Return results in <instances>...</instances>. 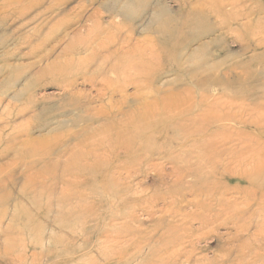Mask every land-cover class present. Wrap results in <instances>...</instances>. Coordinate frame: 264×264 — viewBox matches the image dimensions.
<instances>
[{
	"label": "rangeland",
	"instance_id": "obj_1",
	"mask_svg": "<svg viewBox=\"0 0 264 264\" xmlns=\"http://www.w3.org/2000/svg\"><path fill=\"white\" fill-rule=\"evenodd\" d=\"M48 3L43 0L22 16L0 17V126H9L0 130V181L13 179L0 188V195L5 189L11 192L0 214L5 213L6 222L15 215L14 229L21 227L27 212L37 218L30 231L12 229L13 238L6 243L0 236V264H264V46L256 61L236 67L232 65L247 60L251 52L242 54L228 41L239 36L264 42V18L253 19L247 30L232 28L228 33L226 22L237 12L231 4L220 10L219 0L86 3L88 13L98 7L103 20L119 24L117 29L105 23L100 39L131 32L151 53L147 62L140 60L147 57L139 51L123 57L124 70L148 75L168 69L164 79L169 82L163 88L182 91V129L175 124L168 131L171 138L182 137V161L173 167L165 164L164 170L173 172L160 175L152 166L159 160L151 162L149 154L178 147L169 139L160 144L149 133L134 136L136 123L120 129L100 113L85 112L89 86L79 77L89 72L78 62L84 53L64 47L71 40L67 32L91 21L46 13ZM63 7L59 3L61 12ZM161 13L174 21L171 40L147 27L151 19H168L159 17ZM80 42L74 39V50ZM201 63L216 65L211 72L222 82L202 86L188 80ZM99 69L96 61L90 68L95 75ZM61 80H75L72 91H84V96L62 94ZM143 84L149 91L151 85ZM137 102L130 99L128 104ZM20 108L23 114H17ZM79 132L87 136L84 145L74 138ZM85 150L90 156L82 161ZM32 163L41 168L46 183L34 191L35 202L30 200L32 187L22 195L20 185ZM225 187L231 191L223 196L232 205H193L198 200L213 203L211 196ZM37 238L42 242L37 250L42 251L36 259H20L23 248Z\"/></svg>",
	"mask_w": 264,
	"mask_h": 264
},
{
	"label": "bare ground",
	"instance_id": "obj_2",
	"mask_svg": "<svg viewBox=\"0 0 264 264\" xmlns=\"http://www.w3.org/2000/svg\"><path fill=\"white\" fill-rule=\"evenodd\" d=\"M73 1L76 3L70 6L69 8H66V6ZM94 1L95 0H47V2L49 3H48V6L46 7V13L54 12L56 15H61L60 16L61 19H64L66 16H73L74 18H77L78 21L82 19H84V22L89 21V20L91 21L89 24L78 26L75 29L67 32V35L71 40L64 47L65 50H70V48H72L71 52L75 54L80 53V52L84 53L83 56L78 55L80 57V59H78V62H80L81 64H84L83 66L84 71L89 72V74H84V75L82 74L81 77H79L81 78L80 83H82L83 85L87 84L89 86L88 87L89 89H87V92H86L88 100L83 102L84 104L86 103L85 107H87V110L85 112L86 113H91V112L100 113L99 114L100 116L110 119L113 125H115L117 128H120V129L122 127H125V128L131 127L129 124L136 123L135 125H137V127L134 129L135 130L134 136L136 135L137 137L141 133H149L148 135H151V137L156 142H159L160 144L161 143L164 144V142L167 141L168 139L172 140L171 142H173L174 145H176L175 147H178V149L166 151L163 148H156V150H154L152 153L149 154L150 155L149 160L151 162L153 160L154 161L159 160L158 163H154L152 165V166H157L158 167L157 170L160 169L158 173L160 175H170L173 172V169L167 172L164 170V165L168 163V164H172V167H173L176 161H182V137L180 138L172 137L171 138L168 135V131L170 130V128L176 129L175 124H178V127L182 129V91L180 89H177L173 93H170L168 90H165L163 88L164 83L168 81L164 79L168 75V72H169L168 69H159L156 71L151 70L152 72L150 71L151 73H149L148 75L147 73H145L146 75L143 74L144 72H138V73L133 74L131 73V71L128 72V69H125V70L123 69V62H122L123 57L124 58L134 57V55L138 54V51H139L138 55H145L147 57V58H142L140 60H144L147 62L151 57V53H147L145 51L146 48L143 46L144 42L142 44L141 43L142 41L137 40L138 38L132 39L133 33L131 32L125 33V34L119 32L112 38H110V35L106 34V36H103L102 39H100L99 35L105 30V26H106L105 23L108 25H112L116 27L117 29L119 28V24L116 22H113V19L107 22L103 20V16L101 15V12L96 10L98 9V7L93 8L95 10H93L92 13H88L86 3H89L91 5L94 3ZM252 1L253 0H219L220 5L218 8L220 10L226 4H231L233 8L232 11L234 10L237 12V14L234 12V14L236 15H234L233 18L231 17L232 19L230 21L228 20L226 22L227 25L229 22V27L227 29L228 33L230 29L232 28L247 30L248 29L247 27L251 24V21L253 19L264 18V15H263L264 5L261 2L262 0H257V3L256 4L254 3L255 5H252L253 4ZM41 3H43V0H4V4L0 5V17L3 18L4 20L6 18L9 19L12 17L22 16L23 14L27 13V11L30 8L34 6H38ZM59 3L64 5L63 12H61L59 9ZM240 10L242 11L239 13ZM152 13L157 14V11H153ZM38 14L39 13H35L34 16H37ZM158 15H160L159 17L162 16V18L168 17L167 15L165 16V14L162 15V13ZM249 16H252V17L249 18ZM165 19L166 20H160V21L158 20V22H155V23L151 19L147 22V27L152 28L151 31L154 32V34H156L157 37L171 40L175 37V35L173 34L174 30L172 27H170V25L171 26L173 25L172 24L173 19L170 18V15L168 19L167 18ZM1 22L2 20L0 19V23ZM220 24L222 26H225L224 22L221 23V20H220ZM227 32L225 33L228 34ZM226 34H223V35L226 37L227 36ZM76 38L81 40L80 42L81 45L78 46V48H75L74 50L72 44H73L74 39ZM239 38H240L239 36H237L236 38L233 36V38L228 39V41L236 44L237 46L236 51L242 54L244 52H251L250 53L251 55L247 58V60L238 61L232 65V66L236 65V67H240L241 64H244L243 62H246V64L248 65V63L250 62L253 63L254 61H256L260 56L259 54L262 53V52H259L258 49L264 46V42L261 40H254L253 38V40L246 42L242 40L241 38L240 39ZM261 39H264V38H261ZM143 51H145L147 55ZM236 51L235 53H237ZM62 53H63V49H62ZM95 61L98 67H100L97 75H95L94 70H90L92 64ZM144 61H141V62L144 64ZM215 67L216 65H207V64L205 65L204 63L196 65L195 68L191 71L193 75L190 76L188 80H190L191 82L195 81L194 83H196L197 85L198 84L202 85V86H204V84L206 83H221L223 79H221L218 75L212 74L213 72H211L212 70H214ZM226 68H229V67H226ZM142 69L144 70V68ZM203 72L209 73L210 75H208L205 78H199L198 76L202 74ZM110 73H113L116 75L111 76ZM178 73L179 75H182V72L180 69ZM179 80L180 78L174 81H179ZM74 82H70L68 80L67 81L61 80V82L58 81L57 83L59 85V88H61L63 92L62 94H65V96H72V95L84 96V93H82L84 91H81V92L72 91V89L74 88ZM144 82H146L147 85H151V88L149 91L143 90V87L145 86L143 84ZM156 85L163 88V90L160 91V88ZM129 88L131 90H129ZM92 90H93V93H92ZM130 99L132 100L137 99L138 104H135L133 107H131L128 104V101ZM94 102L98 104L94 105ZM106 105L109 106V110L104 109V106ZM113 109L116 111L115 115H112ZM23 113H24L23 108H20L17 110V114H23ZM117 114L119 116H117ZM167 115H171V116L173 115V117H167ZM87 118L88 117H85V119ZM167 119L170 120L169 124L167 123L168 122ZM213 120L216 121V117H214L213 119L207 120L206 123L209 125L213 122ZM6 127H9V126L7 124L0 126L1 132ZM83 130L86 131L87 128L84 127ZM215 133L216 132L214 131V134ZM74 138H77L79 141V144H82V145H84V143L87 141V136L85 135L84 137V133L82 132H79L78 135L75 136ZM127 138H129V135ZM218 138L220 137H217V139ZM3 140L5 141L6 139H2V141ZM28 140H30L31 142L33 141L32 138H30V135H29ZM75 152L76 151H73L72 154H74ZM77 152H79L80 154V151H77ZM86 152L87 150H85V152H81L82 161H87L88 157L90 156V154ZM229 157L232 158L231 156ZM28 167H29V172L25 175V177L22 179L21 184H20L21 192L23 195L25 194L28 188L32 187L31 192H33V195L30 196V200L32 202H35L37 199H36V196L34 195V191H36L38 187L45 186L46 183H45V180L42 179V172L40 171L41 168L37 167L36 163L30 164L28 165ZM8 181H13V179H7V181H2V180L0 181L1 190L3 188H6ZM229 191L231 190L225 187L222 193H218L217 196L215 195L211 196V200L213 201V203H204L203 201L198 200V201H195L193 205H195V207L199 205L206 206V207H212L213 205H218V206H222L226 208V206L232 205V200L229 199L228 197L223 196V194H226ZM3 193L4 195H0V209H1L0 212L5 211V208H4L5 203L10 201V198H11V192L7 191V189H5ZM211 194L213 193H210V195ZM18 203L19 204L17 205H19L20 208H23L24 205L21 203V201L20 202L18 201ZM247 203L248 202H246L245 204ZM27 213L28 214H26L25 220L21 221L22 225L18 229H14L12 227L13 221L16 220L15 215L9 218L8 221L6 222L5 213L0 214V236L2 237V240L4 243H6L8 239L13 238L12 231H11L12 229L16 230L15 233L17 232L24 233L25 231L26 232L30 231L35 227L34 221L37 220V218L31 216L32 213L30 212H27ZM41 245H42L41 238L40 239L37 238L34 243H30L27 249L26 247L23 248L24 250L22 251L19 258L27 260L28 257H30V260L33 261L34 259H36L37 254H39L42 251V250L41 251L37 250V247H41ZM4 254H8V253L5 251Z\"/></svg>",
	"mask_w": 264,
	"mask_h": 264
}]
</instances>
